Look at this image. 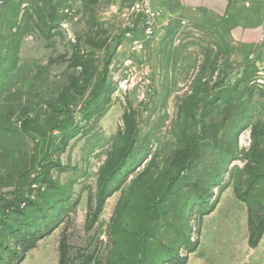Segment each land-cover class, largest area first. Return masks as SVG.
<instances>
[{
    "label": "rangeland",
    "instance_id": "rangeland-1",
    "mask_svg": "<svg viewBox=\"0 0 264 264\" xmlns=\"http://www.w3.org/2000/svg\"><path fill=\"white\" fill-rule=\"evenodd\" d=\"M137 1L0 0V264H264V42Z\"/></svg>",
    "mask_w": 264,
    "mask_h": 264
},
{
    "label": "crops",
    "instance_id": "crops-1",
    "mask_svg": "<svg viewBox=\"0 0 264 264\" xmlns=\"http://www.w3.org/2000/svg\"><path fill=\"white\" fill-rule=\"evenodd\" d=\"M150 1L157 11L158 22L171 19L186 21L188 14L201 10L216 19L235 18L240 26V31L234 35L236 43L256 46L264 42V0ZM36 252V248L30 250L20 264H30L29 258ZM51 264H59L58 256Z\"/></svg>",
    "mask_w": 264,
    "mask_h": 264
},
{
    "label": "built area",
    "instance_id": "built-area-1",
    "mask_svg": "<svg viewBox=\"0 0 264 264\" xmlns=\"http://www.w3.org/2000/svg\"><path fill=\"white\" fill-rule=\"evenodd\" d=\"M132 10L135 16L127 20L126 37L134 42L136 48L142 49L145 47L144 40L136 37L141 35L146 39H153L158 28L157 11L150 0L137 1Z\"/></svg>",
    "mask_w": 264,
    "mask_h": 264
},
{
    "label": "trees",
    "instance_id": "trees-1",
    "mask_svg": "<svg viewBox=\"0 0 264 264\" xmlns=\"http://www.w3.org/2000/svg\"><path fill=\"white\" fill-rule=\"evenodd\" d=\"M109 68V62L107 61L106 62V64H105V68H104V70L106 71L107 69ZM65 126V123H61V125H59V126H57V130L58 129H61V128H63ZM54 139H55V132L53 131V133H52V135L50 136V140H49V147L51 148V146H52V144H53V142H54ZM181 171H182V168H180L179 170H178V173H177V175L175 176V178H174V180L179 176V174L181 173ZM155 202H154V200L153 199H151L150 201H149V211H150V213L151 214H154L155 213ZM6 208H8V204L6 205ZM264 209V208H263ZM2 217H0V219H1ZM92 226V223L90 222V224H89V227H91ZM256 230H257V236L254 238V236H253V232L251 233V237H250V245L252 246V247H257V245H258V243H259V241L262 239V237H263V234H264V226H262L260 229L259 228H256ZM144 240V239H143ZM143 243L145 242V241H142ZM35 247V246H34ZM34 247H32V248H34ZM32 248H30V250L32 249ZM26 257V255L25 256H23L20 260H19V262L17 263V264H20V262L24 259ZM59 264H60V262H59Z\"/></svg>",
    "mask_w": 264,
    "mask_h": 264
}]
</instances>
